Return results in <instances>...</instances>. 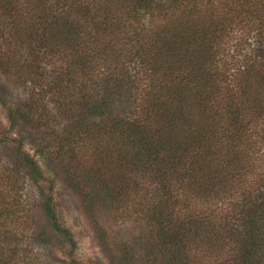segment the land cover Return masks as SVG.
I'll return each mask as SVG.
<instances>
[{
  "label": "trees",
  "instance_id": "obj_1",
  "mask_svg": "<svg viewBox=\"0 0 264 264\" xmlns=\"http://www.w3.org/2000/svg\"><path fill=\"white\" fill-rule=\"evenodd\" d=\"M8 85H32L36 102L9 101ZM0 107V144L13 153L1 224L19 217L28 179L49 229L74 244L55 181L40 184L60 171L99 230L133 195L152 194L148 237L115 248V264H205L196 250L225 248L227 264H264V191L238 190L226 217L175 213L180 187L211 199L243 183L238 145L264 120V0H0ZM20 253L1 245L0 264Z\"/></svg>",
  "mask_w": 264,
  "mask_h": 264
},
{
  "label": "rangeland",
  "instance_id": "obj_2",
  "mask_svg": "<svg viewBox=\"0 0 264 264\" xmlns=\"http://www.w3.org/2000/svg\"><path fill=\"white\" fill-rule=\"evenodd\" d=\"M237 35L241 36L242 34L238 32ZM238 36L235 37L234 41L238 40ZM243 44H246V42ZM227 60L240 61V59L233 57ZM20 84L18 83V85ZM18 85H13V87L8 85L9 101H18L19 103L31 97V101L36 102L37 96L32 97V85H22L20 87ZM37 92L36 90L35 93ZM38 96L40 100H45L44 103L49 105L53 110L52 115L55 116L56 108L55 104L50 101L51 95ZM54 123H62L60 126L65 124L62 117L55 118ZM8 128L9 122L6 113L0 107V137L2 132H6ZM23 132L27 137L41 136V134L36 135L33 128L28 126ZM247 137V140L242 141L240 146L238 145L241 151L247 152L245 153L246 164L242 170L244 174L243 183L241 184L242 181H238L237 186L233 185V190L225 186V195L222 198L212 197L211 199L190 197L188 192L180 187V191H178L180 202L175 208V213L180 219L196 214L226 217L233 210V206L242 200L238 190L241 193L245 192L246 197L256 198L260 196L264 191V120L252 122ZM26 149L31 151L29 146H26ZM11 154H13L11 145L0 144V203L4 199L5 192L9 191L6 188L8 183L3 181V176L4 174L7 177L9 175L6 167L8 164L7 159ZM54 165L50 166L52 171ZM56 172L48 173L44 183L41 182L40 184L43 191L48 192L51 188V181H55L52 194L59 222L70 230L75 243H69L66 238L60 237L49 229L48 223L37 207L38 201H40L38 198L40 189L29 182L28 179H20L21 184L19 186L23 188L19 209H22V211L19 217L11 218V220L5 223L2 222V224L0 222V246L16 247L20 250L21 253L17 259L18 264H115V257L113 258L115 248L120 247L125 241L141 238L145 240L148 237L150 222H148L144 211L147 210V201L148 205H152V194L149 195V200L145 199V195L141 197L133 195L116 216L111 217L110 223L108 225L104 224L103 230H99L85 210L80 195L68 186L65 175H62L60 171ZM143 181L146 184L150 183L147 178ZM148 186H150L148 190H153L156 185L149 184ZM105 229L108 232V244L100 236V233ZM35 231L38 233L34 235ZM40 233H44L43 239H40ZM230 253H232L230 248H225L218 254L196 250L194 256L205 264H224L229 260Z\"/></svg>",
  "mask_w": 264,
  "mask_h": 264
}]
</instances>
